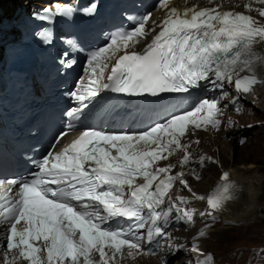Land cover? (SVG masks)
I'll return each mask as SVG.
<instances>
[{
  "label": "snow or ice",
  "instance_id": "1",
  "mask_svg": "<svg viewBox=\"0 0 264 264\" xmlns=\"http://www.w3.org/2000/svg\"><path fill=\"white\" fill-rule=\"evenodd\" d=\"M258 2L264 4V0ZM162 6H168L167 0H162ZM258 12L264 17V8ZM149 19L146 14L138 18L134 30L111 34L107 47L90 54L95 79L88 86L81 84L83 91L71 93L76 100L94 98L104 89L154 97L188 92L201 81L220 89L234 82L237 95L248 96L262 83L255 75L240 76L241 72H253L257 61L264 66V57L257 56L255 50L264 41V23L251 15L217 8L186 9L181 15L172 8L151 42L140 52L131 50L148 35L145 25ZM111 58L115 63L108 82H103V69L108 67L105 61ZM96 68H100L99 74ZM218 99H201L192 110L155 122L136 135L83 131L62 150L36 162V172L0 179V232L7 245L3 264H16L21 258L29 264H43L38 253L45 250L47 264H81V258L83 264H95L91 259L94 251L99 253L100 264H115L114 258L117 254L123 258L125 249L129 257L133 250L139 254L145 237L138 230L146 223V239L151 244L163 235L173 209L182 212L179 219L191 222L193 213L171 201L166 210L158 211L174 182L189 187L183 173L169 175L172 165L152 166L167 159L162 153L176 150L184 153L181 165L189 163L188 146L180 138L188 124L219 128L215 119L221 111ZM236 100L233 97V103ZM200 113L204 115L197 119ZM151 145L155 147L149 150ZM204 160L201 157L200 163ZM137 177H142L143 183L136 184ZM221 180L227 181L228 174L223 173ZM206 199L209 211L201 212L202 216L219 211L225 198L209 194ZM121 217L135 223L121 227L117 219ZM161 220L163 224L158 223ZM191 251L199 249L193 246Z\"/></svg>",
  "mask_w": 264,
  "mask_h": 264
},
{
  "label": "bare ground",
  "instance_id": "2",
  "mask_svg": "<svg viewBox=\"0 0 264 264\" xmlns=\"http://www.w3.org/2000/svg\"><path fill=\"white\" fill-rule=\"evenodd\" d=\"M13 1L14 0H0V10L2 11V14L0 15V19L1 17L6 16L9 12H13L16 5L23 4L28 7V0H18V2L15 4H13ZM66 2L67 1H62V3H66ZM30 4L42 7L45 4H48V1L47 0H36L35 2L30 1ZM246 5H250V8L246 7ZM191 6L193 7L214 6L217 9H229L237 13L251 15L254 19H257L259 22L264 23V17H260L258 12V9L264 8V4L259 3L258 0H175V2H173L171 7L175 8L176 10H184L190 8ZM164 14L165 11L162 12L160 15L157 12H155L153 15L152 23L154 24L158 22L161 16H163ZM256 49L260 50L264 57V41L260 42L256 46ZM257 66H261V64ZM261 73L263 75L261 74L260 76L264 77V66L263 69L261 67ZM245 102L243 103L245 114L248 111H252V110L264 113V81H262L261 87L259 86V91L257 95L249 100H246ZM227 107L228 106L224 101L220 102L219 105V108L221 109L220 112H222L229 119L232 120L234 119L233 125H230L229 127L228 123L225 124L224 121H219L218 113H217L215 119H217L220 122L219 128L213 127L211 125V128L210 127L206 128L209 129V131L208 130L206 131V129L204 131L192 130L190 134L185 135V139H186L185 142H191L188 148V150L191 152V155L192 156L205 155L204 167L207 166V168H204L203 170L209 171L210 173L207 172L204 175L203 170L201 171V173L200 171L198 172V170H200L201 164L193 168L194 164L190 163L188 166H186V168L183 169L180 163V156H181L180 154H177L176 156L175 155L169 156L167 157V159H164L163 162L170 165H175L176 169L181 168L182 169L181 171L184 173V175L185 176L188 175L187 179L189 181H191L190 179H194L195 176V178L201 181V184L205 183V180L209 179L211 177L210 175L211 174L213 175L216 170V168H214L215 167L214 163L212 162L213 158L221 162L222 163L221 165L223 166L222 170L218 172L216 178L212 180V182L210 183L209 187L205 190V192H207L208 189H210L212 185L218 180V177L223 170H227L229 172L228 176L234 182L236 199L234 200V202H232L229 213L224 214L223 216L217 215V217H222L223 221H225L226 223H230L234 220L237 222H240L241 219L246 220L247 216H252V215L254 216V212H255L254 209L257 207L259 201L262 198H264V172L260 170L261 167L256 165L257 161L249 160L251 156L249 157L245 155L239 157L237 155L236 160H241L240 161L241 165L238 166L232 164V162L235 159L231 158L230 155V153H233L230 150V146H232V144L230 143H233L235 141V144L237 143L238 145L240 136L244 134L247 128L250 129L251 127L244 125L245 128H242L241 126L242 121L238 120L239 116H235L231 112H227L229 111ZM249 119H251V121L248 122L252 124V128H253V125H255L257 122L253 117H249ZM224 135L229 136V140L227 141L230 142L229 144L226 141H222V140L220 141V138L223 137ZM247 141H250V139H247L246 142ZM246 142L242 144L243 147H246L245 144ZM256 153L257 152H254V156H253L254 158H257ZM198 205L199 203L197 202L193 204V206H198ZM194 209L195 211H197L196 208ZM200 212H204V209L200 208L198 210V213L197 212L195 213V216L196 218H200L201 220H203L205 218V215L203 216L200 215ZM200 225L201 223H198L196 230L194 231L193 234H191V236H193L196 232L199 231V229L201 228ZM186 227H192V225L190 224L188 226H185V228ZM2 236L3 233L0 232V247H3ZM173 238H176L177 241L175 240L172 241L170 247L168 249H165V251L170 250V248L173 245L183 243L184 244L183 248L181 250H177L175 253H179V252L181 253L182 251L185 256L194 257L198 255V257H205V258L210 257L211 259L209 260V262L211 264H215V259H213V257L210 254H203L202 251L205 250L204 249L201 250L200 248V244L203 241L202 237L192 240L190 239V237H188L187 239L186 234L179 229V230L171 231L170 239ZM193 242H195L194 246H196L199 249L198 252L191 251L193 247L191 245ZM185 247H187L186 250ZM133 252H134L133 257H129L127 255V249L124 250V256L121 259H119V254H117L116 264H160L159 260L156 259L155 257H149L145 253H140V251L139 254H137L135 250H133ZM171 256H173V253L166 255L167 258H170ZM4 257H5V251L3 252L2 250H0V264H3ZM188 263H189L188 259H183V260L180 259L176 264H188ZM224 264H228V263H224Z\"/></svg>",
  "mask_w": 264,
  "mask_h": 264
},
{
  "label": "rangeland",
  "instance_id": "3",
  "mask_svg": "<svg viewBox=\"0 0 264 264\" xmlns=\"http://www.w3.org/2000/svg\"><path fill=\"white\" fill-rule=\"evenodd\" d=\"M30 1L35 2L36 0H28L27 8H30L31 6H37L30 4ZM17 2L18 0H14L13 4ZM244 111H239L238 109H229V111L227 112H231L233 115L239 116L238 120L242 121V128H245L244 125L251 127L250 129L246 127L247 130H245L243 134L246 140L250 139V141H245L246 147H243V143L241 144L239 143V141L238 145L237 143L235 144V141L233 143L227 142L229 140V136L225 135L220 138V141L222 140L226 141L228 144H232V146H230V150L233 153H230V155L231 158L235 159L232 164L240 166L241 160H236L237 155L239 157L247 155L249 157L251 156L249 159L250 161H257L256 165L261 167L260 170L264 172V113L252 110L248 111L245 114ZM249 117H253L257 122L255 125H253V128L252 124L248 122L251 121ZM207 130L209 131V129H206V131ZM190 144L191 142H189V144L187 145L190 146ZM254 152H257V158L253 157ZM212 162L214 163V168H216V170L213 175H210L211 179L209 178L205 180V183L203 184H201V181H199L197 178L190 179L192 188L194 190L205 192L212 180L216 178L218 172L222 170L223 166L221 165V162H219L215 158H213ZM204 168H207V166L201 167L198 171H200L201 173ZM203 172L204 175L207 172L210 173L209 171L205 170H203ZM202 206V203H200L197 207L194 206V208H197V213ZM254 211V216H247V219L244 218L246 220L241 219L240 222H237L235 220L230 223H226L222 220L204 222L200 218H196L194 223L192 224L194 227L192 226L185 228L184 226H182L180 230H182L186 234V238L188 239V237H190V235L193 234L196 230L198 223H201V228L206 229V231L201 236L203 238V241L200 244V248L201 250H205L202 251L203 254H210L213 259H215V264H264V198L259 201ZM2 242L4 243V240ZM179 253H176V257H174L175 255H173L168 258L167 264H176L180 259H188L189 262L192 261V256H185L182 251L180 254ZM173 257L174 259L170 263V260Z\"/></svg>",
  "mask_w": 264,
  "mask_h": 264
}]
</instances>
